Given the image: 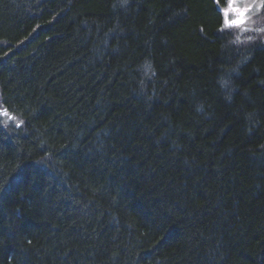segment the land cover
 Wrapping results in <instances>:
<instances>
[{
  "label": "trees",
  "instance_id": "16d2710c",
  "mask_svg": "<svg viewBox=\"0 0 264 264\" xmlns=\"http://www.w3.org/2000/svg\"><path fill=\"white\" fill-rule=\"evenodd\" d=\"M227 3L0 0V264H264V30Z\"/></svg>",
  "mask_w": 264,
  "mask_h": 264
},
{
  "label": "rangeland",
  "instance_id": "374dc122",
  "mask_svg": "<svg viewBox=\"0 0 264 264\" xmlns=\"http://www.w3.org/2000/svg\"><path fill=\"white\" fill-rule=\"evenodd\" d=\"M264 0H228L222 7L225 25L241 31L264 30ZM262 26V27H258Z\"/></svg>",
  "mask_w": 264,
  "mask_h": 264
}]
</instances>
